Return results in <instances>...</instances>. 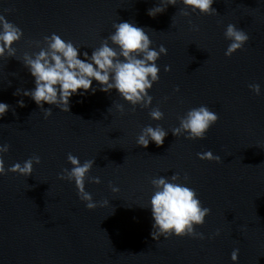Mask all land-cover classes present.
<instances>
[{"label": "clouds", "instance_id": "clouds-1", "mask_svg": "<svg viewBox=\"0 0 264 264\" xmlns=\"http://www.w3.org/2000/svg\"><path fill=\"white\" fill-rule=\"evenodd\" d=\"M185 9L192 12L198 11L203 15H216V9L212 7L214 0H179ZM178 0H160V3L148 9L147 14L155 17L166 11L169 5H177ZM189 16L188 11L181 12ZM191 23V21H189ZM115 31L106 37L100 47L94 49L91 55L87 51L81 52L71 41H65L60 35L53 33L45 36L41 47L40 41H33L40 48L38 53H24L23 66L34 78L33 89H17L14 95L31 98L43 111L45 119L52 115V108H45L44 104L55 106L63 112H70V98L74 95H84L87 92L93 94L97 91L93 87V81L99 85V90L111 93L115 90L124 101L133 106L139 105L148 108L153 97L149 90L160 79V69L156 61L161 54L167 55V49L160 45L159 50L150 47L152 41L145 28L135 26L130 22H119L113 25ZM198 30V29H196ZM225 38L231 43L225 51V56L231 57L233 53L241 50L249 40V35L234 24H228L225 30ZM23 37V31L14 23L9 22L4 15H0V58L16 57V48L13 45ZM114 45L113 46H110ZM165 72L171 70L165 66ZM249 88L256 94H260L259 84H250ZM179 91V88L176 89ZM19 107H25L24 100H18ZM117 111L124 113L122 104L115 105ZM10 110V105L0 102V119ZM152 120H162L164 114L159 107L153 108L150 113ZM219 116L207 106H199L190 109L183 117H179V126L171 130L175 137L187 133L186 139H204L209 129L217 123ZM168 132L161 126L149 125L141 130L137 137V146L147 148L150 142L158 147L162 146ZM9 145H0V176L8 172L17 173L29 177L33 173L34 164H40L41 159L33 155L23 162H17L5 169L3 154L9 151ZM201 160L221 162L219 156H214L211 151L197 153ZM67 161L71 169L64 168L58 174V179L75 183L79 199L85 202L88 210H94L98 204L106 206L109 201L94 202L92 195L85 189V181L99 184V177L89 178V173L95 160L89 159L81 163L77 156L69 153ZM187 174L184 180H187ZM180 174L174 173L171 177H158L151 180L155 191L150 198L151 216L154 221L151 237L158 241L161 237L167 239L172 236L183 238L192 237L204 239L203 233L195 231L196 226H202L205 218L210 215L211 209L203 207L194 189L179 183ZM112 192H118L117 187L109 184ZM219 230L215 235H219ZM239 249L231 253V260H238Z\"/></svg>", "mask_w": 264, "mask_h": 264}]
</instances>
